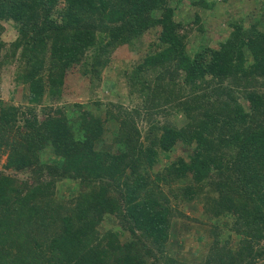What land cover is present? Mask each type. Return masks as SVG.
Wrapping results in <instances>:
<instances>
[{
    "label": "trees",
    "instance_id": "16d2710c",
    "mask_svg": "<svg viewBox=\"0 0 264 264\" xmlns=\"http://www.w3.org/2000/svg\"><path fill=\"white\" fill-rule=\"evenodd\" d=\"M185 1L0 0V70L16 63L29 106L0 103L3 168L26 175L0 172V264H187L169 254V239L179 205L193 201L209 220L201 264H264V0H252L259 20L227 17L225 38H202L194 51L175 20ZM191 4L219 17L215 0ZM155 31L127 81L144 110L173 105L187 124L151 125L145 144L120 105L81 104L69 122L61 101L70 80L101 81L118 49ZM113 122L116 152L98 149ZM179 143L188 159L164 163Z\"/></svg>",
    "mask_w": 264,
    "mask_h": 264
},
{
    "label": "rangeland",
    "instance_id": "374dc122",
    "mask_svg": "<svg viewBox=\"0 0 264 264\" xmlns=\"http://www.w3.org/2000/svg\"><path fill=\"white\" fill-rule=\"evenodd\" d=\"M192 1L196 2L197 0L185 1L175 7V20L188 30V50L194 51L197 49L202 38L210 46H216L218 42L225 38V21L228 18L235 21L244 19L245 25L260 19V5L252 0H215L217 2V11L215 10L213 13H219L218 18H214L212 12L205 8L191 4ZM196 15L200 18L198 23H195ZM250 15L254 17L251 20L246 19V16L249 17ZM5 27L7 26L5 25ZM200 29L203 30L204 34H201ZM156 35V31L147 33L133 46L118 49L113 55L114 60L103 72L101 81H93L89 84L83 76L71 79L65 87L64 93L66 94H64L61 101L70 112L69 122L77 118V106L83 104L92 107L98 102L102 108H107V105L114 104L131 111L135 125L140 131L141 140L145 144L148 143V139L145 137L146 132L151 125L156 126L157 129L162 126L177 129L185 126L187 119L184 113L174 108L173 105H161L155 110H144L147 104L146 97L142 96L138 90L132 89L127 81L132 69L142 62L147 48L156 39ZM1 39L6 43H10L14 39V31L8 27L2 34ZM89 54L90 52L87 53V55ZM245 56L248 63H251L252 60L249 53L246 52ZM15 67L16 63L14 62L0 70V103L3 106L13 105L20 107L23 111L24 108L27 109L29 106L22 100V86L14 82ZM210 92L212 96H216V89L210 90ZM239 102L244 105L241 98ZM50 103V96L47 95L44 104L35 108L40 118L42 117V110L49 107ZM96 115L98 116L99 113L96 112ZM117 129V123L106 124L102 138L96 143L97 148L110 149L109 147H111V151L116 152L117 148L113 141L114 132ZM190 153V148H186L179 143L169 153L162 155L161 158L164 163H168L177 158L188 159ZM6 155V152L1 151L0 172L19 179H26V175L4 170ZM51 155V152H48L43 159ZM61 190L63 191V189ZM178 210L182 216L177 217L173 221L169 239V254L183 263L201 264L211 241L209 226L207 225L209 220L203 211V204L200 201L186 202L180 204ZM236 239L232 235L233 243Z\"/></svg>",
    "mask_w": 264,
    "mask_h": 264
}]
</instances>
